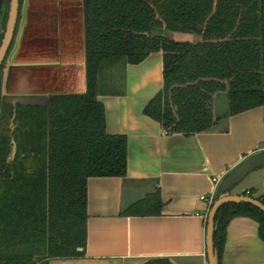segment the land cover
<instances>
[{
	"label": "trees",
	"instance_id": "trees-1",
	"mask_svg": "<svg viewBox=\"0 0 264 264\" xmlns=\"http://www.w3.org/2000/svg\"><path fill=\"white\" fill-rule=\"evenodd\" d=\"M10 4L3 0L0 46ZM84 25L83 94L52 96L47 104L11 103L1 95V82L14 38L1 64L0 264L85 255L88 179L126 177L127 136L107 132L98 97L122 93L118 83L127 64L161 53L163 86L143 113L168 135L227 132L230 117L264 109V0H84ZM164 31L199 40L176 41ZM241 195L264 204L254 189ZM162 207L157 189L122 215H160ZM236 217L255 220L264 241L262 210L245 202L222 205L213 237L219 264ZM145 264L172 263L160 258Z\"/></svg>",
	"mask_w": 264,
	"mask_h": 264
},
{
	"label": "crops",
	"instance_id": "crops-1",
	"mask_svg": "<svg viewBox=\"0 0 264 264\" xmlns=\"http://www.w3.org/2000/svg\"><path fill=\"white\" fill-rule=\"evenodd\" d=\"M19 6L2 97L11 103L47 104L52 96L85 93L84 0H21ZM2 9L0 0V16ZM121 75L122 93L98 99L105 106L107 132L127 136L126 177L88 179L85 255L50 264H145L160 258L172 264H209L205 222L211 208L200 197H216L230 171L264 153V109L230 117L227 132L168 135L143 113L163 86L161 53L127 64ZM216 177L219 183L213 181ZM157 189L163 202L160 215H122ZM251 189L264 195V164L225 194ZM258 229L251 218H234L221 264H264Z\"/></svg>",
	"mask_w": 264,
	"mask_h": 264
},
{
	"label": "water",
	"instance_id": "water-1",
	"mask_svg": "<svg viewBox=\"0 0 264 264\" xmlns=\"http://www.w3.org/2000/svg\"><path fill=\"white\" fill-rule=\"evenodd\" d=\"M18 7H19V0H11L7 27L4 34V39L0 46V67L3 60L6 57L7 51L14 36V31L18 16ZM262 164H264V153L256 154L244 160L240 165H238L236 168L230 171L223 178L217 192V195L219 197L213 203L207 216L206 246H207V256H208L209 264H219L218 254L214 249L213 237H214V231L216 229L215 216L222 205L230 202L232 203L245 202L259 208L264 212V204L254 198L244 195L224 194V192H227L232 186L238 184L251 171H253L256 167Z\"/></svg>",
	"mask_w": 264,
	"mask_h": 264
},
{
	"label": "rangeland",
	"instance_id": "rangeland-1",
	"mask_svg": "<svg viewBox=\"0 0 264 264\" xmlns=\"http://www.w3.org/2000/svg\"><path fill=\"white\" fill-rule=\"evenodd\" d=\"M166 37L176 40V41H190V42H196L199 40V37L195 34H190V33H182V32H172V31H164L163 33ZM223 103L218 104V109L219 111H225L223 107Z\"/></svg>",
	"mask_w": 264,
	"mask_h": 264
},
{
	"label": "built area",
	"instance_id": "built-area-1",
	"mask_svg": "<svg viewBox=\"0 0 264 264\" xmlns=\"http://www.w3.org/2000/svg\"><path fill=\"white\" fill-rule=\"evenodd\" d=\"M220 178H213V181L215 182V183H219L220 182ZM200 199L201 200H203V201H207L208 203H209V205H210V208L212 207V205H213V203L215 202V196H213V195H211V196H205V195H203V196H201L200 197Z\"/></svg>",
	"mask_w": 264,
	"mask_h": 264
}]
</instances>
